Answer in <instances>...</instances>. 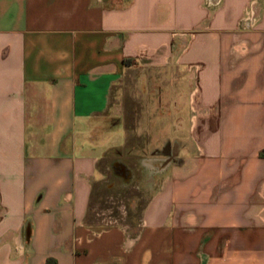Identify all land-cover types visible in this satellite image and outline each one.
I'll return each mask as SVG.
<instances>
[{
  "label": "crops",
  "instance_id": "1",
  "mask_svg": "<svg viewBox=\"0 0 264 264\" xmlns=\"http://www.w3.org/2000/svg\"><path fill=\"white\" fill-rule=\"evenodd\" d=\"M129 86L154 118L132 224L100 206ZM49 258L264 264V0H0V264Z\"/></svg>",
  "mask_w": 264,
  "mask_h": 264
},
{
  "label": "rangeland",
  "instance_id": "2",
  "mask_svg": "<svg viewBox=\"0 0 264 264\" xmlns=\"http://www.w3.org/2000/svg\"><path fill=\"white\" fill-rule=\"evenodd\" d=\"M139 92V95H137L134 86H129L126 94L119 95L115 90L112 92V122L124 121L128 132L123 148L116 152L111 150L107 153V157L119 158L130 167L132 176L130 182L126 185H121L120 181L114 180L110 191L111 197L100 204L110 216L115 217L113 219L128 224L138 221L141 209L149 197V186L142 181L143 171L139 160L143 157H150L151 133L140 130L146 125H151L154 118L152 116L137 115L142 110L151 109L150 95L144 94L141 89ZM177 120L182 125L185 118L180 117ZM181 135L182 133H178L176 137H181Z\"/></svg>",
  "mask_w": 264,
  "mask_h": 264
},
{
  "label": "built area",
  "instance_id": "3",
  "mask_svg": "<svg viewBox=\"0 0 264 264\" xmlns=\"http://www.w3.org/2000/svg\"><path fill=\"white\" fill-rule=\"evenodd\" d=\"M252 4H251V8L247 10L245 16L242 18V22L243 21L249 22V23H251V26H253L254 23H255V21H256V19H255V13H254Z\"/></svg>",
  "mask_w": 264,
  "mask_h": 264
},
{
  "label": "trees",
  "instance_id": "4",
  "mask_svg": "<svg viewBox=\"0 0 264 264\" xmlns=\"http://www.w3.org/2000/svg\"><path fill=\"white\" fill-rule=\"evenodd\" d=\"M45 264H55V262L53 259L49 258V259H47Z\"/></svg>",
  "mask_w": 264,
  "mask_h": 264
},
{
  "label": "bare ground",
  "instance_id": "5",
  "mask_svg": "<svg viewBox=\"0 0 264 264\" xmlns=\"http://www.w3.org/2000/svg\"><path fill=\"white\" fill-rule=\"evenodd\" d=\"M166 161H167V159H165V160H160V161L157 162V164L161 166V165H163L164 163H166Z\"/></svg>",
  "mask_w": 264,
  "mask_h": 264
}]
</instances>
